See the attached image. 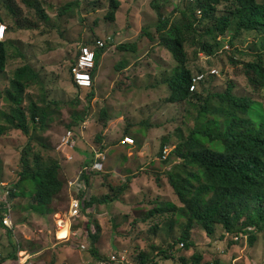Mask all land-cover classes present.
Instances as JSON below:
<instances>
[{
	"label": "trees",
	"instance_id": "trees-1",
	"mask_svg": "<svg viewBox=\"0 0 264 264\" xmlns=\"http://www.w3.org/2000/svg\"><path fill=\"white\" fill-rule=\"evenodd\" d=\"M23 1L26 4H31L30 0ZM185 2L187 3L183 6L177 4L173 9L172 15H179L176 21L162 13L159 5H154V10L159 15L160 46L172 54L176 67L174 66L170 77L165 75L166 78L149 88L152 92L157 91L160 92V95L165 96L166 105L177 107L183 105L181 110L184 108L183 126L174 130L180 136L179 143L175 147L168 145L172 143V132L166 134L162 142L160 167L152 169L153 173L147 171L151 173V176L154 174L159 187L169 186L171 188L175 200L162 195L144 198L138 203H145L146 206L137 209V218L135 221L132 220L128 227L131 230L134 226L138 227L141 237L144 234L155 235L153 241H157V239L171 240L176 234L175 231L182 229V235L177 242H181L184 247L190 250L198 246L192 235L196 226L202 227L209 237L215 235L217 226H222L226 234L232 235L233 239L240 236L241 240L245 238L251 246H254L258 235L264 231V102L258 101L251 95L238 94L234 83L226 85L225 90L223 88L221 91H216L217 84L221 83L220 79H222L218 76L210 75L195 93L191 92L190 87L194 76L218 68L216 62L220 58L222 60L228 58L235 66L243 67L249 87L262 95L264 99V41L261 45L262 52L257 53L252 62L246 61L245 57L240 54L243 53L242 50L234 44L237 36L245 33L260 34L264 32V0H194ZM221 5L228 6L224 14L219 11ZM67 6L62 12H67ZM121 6L120 0L111 1L110 19L116 20ZM8 11L11 13V17L16 18L18 15L14 8H8ZM3 22L5 21L0 15V23ZM203 24H206L204 28L200 26ZM17 27L20 28L18 25ZM190 34H193L195 42H198L196 43L198 49L195 61L193 58L189 59L187 49ZM231 34L235 36L233 40L230 39ZM143 36L155 40V37L150 33ZM225 43H229L231 50H223ZM15 46L14 39L6 38L4 41H0V73L6 71L10 47L14 48ZM115 47L121 53H136L139 51L140 45L137 42H127L115 45ZM15 49L18 50L17 47ZM108 49V46L98 49L97 66L94 72L95 84L92 88L81 89L73 81L76 88L82 91L88 90L87 92L90 93L94 92V95L90 99L92 107L87 108L85 113H73V121L69 124V128L79 126L86 119L95 116L93 101L96 97V76L102 58ZM79 53L80 49L70 67V74ZM201 53L211 59L204 63ZM22 57H25L24 54ZM26 59L27 62L14 71L10 85L5 91L4 100L8 103L10 111L3 113L5 121L0 122V137L15 129L20 130L31 143L37 132H42L44 136L52 119L50 117L51 108H49L46 98L41 99L40 102L30 100L24 106L27 89L40 82L39 72L28 58ZM133 61L135 62V59H122L115 69L122 75L125 72L123 70L128 65H132ZM137 65L134 70L138 69L143 72V65L141 63H137ZM125 78L129 77L124 76ZM222 81L224 82L223 79ZM111 100L109 99L108 106L103 107L100 112L98 122L102 126H107L113 117ZM189 106L197 110V124L193 129L189 130L188 128V135H185L182 128L185 127V120L189 117L187 111ZM145 126L148 130L145 129ZM9 127L10 129H8ZM159 128L161 126L150 125L148 121H142L133 126L129 125L127 134L135 137L136 144H128V146L137 152L143 147L145 134ZM144 129L147 132H144ZM102 139L103 135L100 132L96 142L99 143ZM102 145L105 147L103 142ZM41 146L45 148L46 155L48 150L53 147V145H47L45 141L41 143ZM167 146L171 148V152L169 158L164 160L163 151ZM103 147L100 150L109 153V150ZM47 156L48 159L44 158V154H37L33 162L24 160L23 169L19 172L18 178L6 185L11 189L13 196L33 197L36 203H32L31 208L41 213L55 212L51 204L66 187L70 188V179L67 178L69 176H66L64 172L65 158ZM96 157L97 153L89 161L83 163L78 170L76 176L82 170L84 171L83 189L79 191V194L76 189L69 192L70 196L75 193L83 199L84 208L81 218L89 213L86 226L92 242L90 250L100 262L107 260L108 257H102L97 248L98 236L93 232L94 223L92 221L94 213H90L89 210H92L96 205L110 204L120 199L122 194L131 188L134 177L129 176L126 181H111L109 175L105 173L107 160L104 170L92 169L97 160ZM98 174L104 176L108 194L93 196L90 188L92 186L91 179ZM125 216L130 218L131 215ZM94 226L98 231L103 228L100 220ZM165 226L171 230L167 236L163 232ZM8 233L11 237L10 230ZM221 240L223 241V237ZM9 259H18V249L14 248V251L7 257L0 258V264ZM129 259L130 264H133L130 257ZM202 261L203 256L200 253H195L190 259L184 258L183 264H203Z\"/></svg>",
	"mask_w": 264,
	"mask_h": 264
},
{
	"label": "rangeland",
	"instance_id": "rangeland-1",
	"mask_svg": "<svg viewBox=\"0 0 264 264\" xmlns=\"http://www.w3.org/2000/svg\"><path fill=\"white\" fill-rule=\"evenodd\" d=\"M30 1L31 4H26L23 0H0V15L8 26L6 38L14 39L15 47L18 48L16 50L15 47H10L6 71L0 73V122L5 121L3 113L10 111L8 103L4 100L5 91L10 85L14 71L27 62L26 58L39 72L40 82L27 89L24 106L30 100L40 102L41 99L46 98L51 108L52 121L44 136L42 132H37L31 143L20 130L15 129L0 137V181L8 183L15 181L23 169L24 160L33 162L37 154H44L46 159L49 158L47 155L66 159L62 143L69 131H73L77 137V148L79 144L88 146L85 144L87 141L82 139L87 119L74 128H69V124L73 121L74 112L85 113L87 108L92 107L90 99L94 92L82 91L75 87L70 67L80 46L84 44L96 46L97 40L108 36H112L114 40L108 46L110 50L121 43L137 42L142 47V51L141 56L133 61V66L129 70H126V67L122 75L121 72L114 71V65L121 63V59L126 56L121 55L118 50V52L112 50L114 55L111 53L105 62L103 60L99 83H106L104 86L97 85L95 90L96 97L93 101L95 117L99 119L103 107L108 106L109 99H114L115 102L111 103L112 114L126 117L124 125L119 130L121 137L126 134L129 125L148 121L150 125L161 126L150 131L151 154L161 157L163 138L171 132L172 143L168 145L175 147L179 143L180 136L174 130L183 126L184 108L181 110L183 105L168 106L164 102L165 96L157 91L152 92L149 88L166 76L170 77L176 67L172 54L160 46L159 15L154 10V5H159L162 13L176 21L179 15H172L174 7L177 4L183 6L187 0H183L181 4L173 0H120L122 6L116 20L109 17L112 0ZM66 6L67 12L64 13L62 10ZM8 8H14L18 12L16 18L10 16ZM227 8V5H221L220 13L224 14ZM205 25L200 26L204 28ZM147 33L152 34L155 40L143 36ZM234 37L231 34L230 39L233 40ZM263 41L264 32L245 33L237 36L234 44L242 50L243 53H240L242 57L252 62L255 55L262 52ZM196 43L198 42H195V36L190 34L187 49L189 59L193 58L194 61L198 49ZM23 54L25 57H22ZM137 63L143 65V72L134 70L138 66ZM216 64L224 80L223 82L220 79L221 83L217 84L216 91H221L226 85L234 83L238 94L251 95L258 101L264 102L263 96L249 87L243 67L235 66L228 58L224 60L220 58ZM113 73L117 76L111 79ZM124 76L129 78L124 79ZM187 111L189 117L185 120V127L182 128L185 135H188V128L193 129L197 124V110L189 106ZM145 129L148 130L147 126ZM145 129L144 132H147ZM97 135L96 132L91 135L95 141ZM43 141L47 145H53L47 155L45 148L41 146ZM64 172L70 179L71 171L67 165ZM70 200V192L66 187L51 204L55 212L41 213L31 208L32 203H36L33 197L23 195L16 197L15 228L13 231L10 230L11 237L8 230L0 231V258L7 257L15 248L18 249V259L13 264H20L22 260L26 262L24 264H98V259L90 250L92 242L86 226L89 213L74 223L70 238L63 241L69 237V232H60L57 220L59 214L64 216L68 213ZM89 212L94 213V210ZM125 215L127 209L123 207L111 204L97 206L92 221L96 225L100 220L103 228L98 231L93 224V232L98 236L97 248L102 257L107 258L116 251L126 250L133 264H183L184 258L190 259L195 253H200L203 256V264H232V260H236L237 264H264V231L258 235L255 245L251 246L245 238L235 241L232 235L226 234L222 226H217L213 237H209L202 227L197 226L195 235L198 246L188 250L181 242H177L182 235V229L176 230L177 235L174 234L171 240L153 241L155 235L147 233L149 235L144 234L141 237L136 226L131 230L128 226L132 220ZM163 232L167 236L171 230L165 226ZM119 234L123 240L117 239ZM229 243L236 246H229Z\"/></svg>",
	"mask_w": 264,
	"mask_h": 264
},
{
	"label": "crops",
	"instance_id": "crops-1",
	"mask_svg": "<svg viewBox=\"0 0 264 264\" xmlns=\"http://www.w3.org/2000/svg\"><path fill=\"white\" fill-rule=\"evenodd\" d=\"M112 50L117 51V48L114 46L111 50L109 49L102 58L99 67L100 70L96 76V82L98 86L100 85L104 86V84L106 83V82H102L101 84L99 83L100 82L99 74L101 73L102 70L103 60L105 62V59L109 56V54L112 53ZM138 50L139 51L136 53H121V52L119 53L123 56H126L124 60L135 59L136 61L141 56L142 47L140 46ZM112 55L114 54L112 53ZM133 64L134 62L132 63V65L130 66L128 65L126 70H129L133 66ZM114 66H115L114 71H116L115 68L117 65L115 64ZM114 76L116 77L117 74L113 73L111 79ZM111 103H114L113 99L111 100ZM88 120L85 122L86 125H84L86 126L87 131L84 130L82 139H85L87 141L85 144H87L89 147L82 146L80 144H79V148H77L78 144L75 148H66L65 146L62 147L65 152V155L67 156V158L65 159V164L67 165L68 169H70L71 171L70 179L76 177L78 170L83 163L89 161L93 157V155L95 156L97 150H100V148L103 147L102 145L103 142V144L105 145V147L103 148L109 150V153L107 152V161H106L107 164L105 170V173L109 175L108 176L109 179L114 182H120V181H126L129 176L134 177V180L131 183V188L127 190L125 194H122L120 199H117L115 202L110 203L111 205L113 206L115 205L117 207L119 206L121 208L123 207L124 209H127V214L131 215L130 219L135 221L138 213L137 209L146 206L145 203L144 204L138 203L143 201L144 198L149 196L155 197L157 195H162L164 197L171 198V200H175V195L171 190V188L169 186L159 187L154 178V174L153 176H151V173H153L152 169H156L160 167V157H157L153 153L151 154L149 152V145H150L149 140L151 137L150 136L151 132L145 134L146 138H145V142L143 143V147L140 148L137 152H135L132 148H130V146H128V144L123 142L126 136L134 137L133 135L127 134L129 126L125 132L126 134L123 137H121V131H119L121 127L124 125V122L126 121V117L124 116L120 117L114 114L111 120H109L107 126L104 125L102 126V124H99L98 118H96L95 116H92L91 119L89 121ZM90 127L92 128L91 130ZM94 132L96 133L102 132L103 139L102 141H99V143L96 142L94 140L95 138L91 136ZM88 148L90 149L88 150ZM147 171H151V173ZM104 179L105 178L102 174H98L92 177L91 179L92 186L90 188H91V194L93 196H102L103 194H108V189L106 188ZM1 182H5V181L2 180L0 181V183ZM68 190L72 191L71 188L69 187ZM104 205L101 206L103 207ZM97 206L98 205L92 208L94 210V214H95V210L97 209ZM196 229H198L197 226L192 231L193 239L195 242H196V235H195ZM0 231L4 232L5 230L0 229ZM71 234L72 232L70 233V236ZM117 239H122L120 234L118 235ZM232 245L233 244H231V246ZM233 250H231V252ZM16 261L17 259H9L3 264H13Z\"/></svg>",
	"mask_w": 264,
	"mask_h": 264
},
{
	"label": "built area",
	"instance_id": "built-area-1",
	"mask_svg": "<svg viewBox=\"0 0 264 264\" xmlns=\"http://www.w3.org/2000/svg\"><path fill=\"white\" fill-rule=\"evenodd\" d=\"M202 12L200 11V14ZM8 27L5 23H0V41H4L7 35ZM113 37L108 36L106 38H102L96 41V46L92 45H83L80 47V53L78 58L76 59V63L71 68V74L73 77V81L75 85L81 88H92L94 86V71L97 65V54L98 49H103L108 46L109 43L113 42ZM223 50H231L230 45L225 43ZM202 59L204 63H207L211 58L207 57L206 54H202ZM212 76L220 77L221 73L218 68H213L210 72L204 74H198L194 76L192 80V84L190 90L192 93H195L199 90L202 83H204L207 78ZM124 143L127 144H136V139L132 136H126ZM77 138L73 131H69L67 135L63 138L62 147L75 148L77 146ZM171 152L170 147H166L163 151V159L167 160L169 158V154ZM94 162L92 169L93 170H104L105 169V161L107 160V153L103 150H97V157ZM83 170L81 173L73 179H70V188L73 191L76 189L77 193L83 189ZM7 183H0V229L11 230L13 231L15 228L14 224V206L16 197L11 193V189L6 186ZM84 204L83 199L79 195H75L73 193L71 195L70 200V209L67 214L64 216L58 215V224L61 230L65 228H69L70 233L72 232V228L74 223L77 222L82 217ZM251 230V228H250ZM247 238V236H246ZM240 236L234 237L235 241H239ZM184 246V244H182ZM130 255L128 251H123L120 253L114 252L112 253L107 260H103L98 262V264H130ZM20 264H24V260H22ZM232 264H237L236 260H232Z\"/></svg>",
	"mask_w": 264,
	"mask_h": 264
},
{
	"label": "clouds",
	"instance_id": "clouds-1",
	"mask_svg": "<svg viewBox=\"0 0 264 264\" xmlns=\"http://www.w3.org/2000/svg\"><path fill=\"white\" fill-rule=\"evenodd\" d=\"M175 3H179V4H181V3H183V0L181 1V0H173ZM187 1H194V0H187ZM202 14V13H201ZM200 14V15H201ZM4 23V22H3ZM8 27V26H7ZM7 33H8V31H7ZM7 36V35H6ZM6 39V38H5ZM112 43V42H111ZM110 44V43H109ZM109 44H108V46H109ZM84 45H86V44H84ZM83 46V45H82ZM81 47V46H80ZM80 49V48H79ZM98 52V51H97ZM202 54H204V53H201L200 55H201V57H202ZM97 66V65H96ZM95 72V71H94ZM221 77V76H220ZM94 84H95V81H94ZM81 88V87H80ZM81 89H87V88H81Z\"/></svg>",
	"mask_w": 264,
	"mask_h": 264
},
{
	"label": "bare ground",
	"instance_id": "bare-ground-1",
	"mask_svg": "<svg viewBox=\"0 0 264 264\" xmlns=\"http://www.w3.org/2000/svg\"><path fill=\"white\" fill-rule=\"evenodd\" d=\"M64 231L69 232V237H70V231H69V228H65L64 230H61L60 232H64ZM60 232H59V234H60ZM59 234H58V237H59ZM69 237L66 238V239H69ZM63 240H65V239H63Z\"/></svg>",
	"mask_w": 264,
	"mask_h": 264
}]
</instances>
